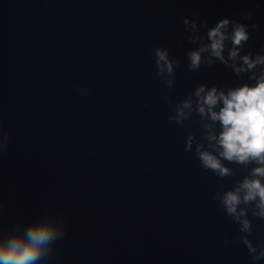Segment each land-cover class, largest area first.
I'll return each mask as SVG.
<instances>
[{
  "label": "clouds",
  "instance_id": "clouds-1",
  "mask_svg": "<svg viewBox=\"0 0 264 264\" xmlns=\"http://www.w3.org/2000/svg\"><path fill=\"white\" fill-rule=\"evenodd\" d=\"M252 14H242L240 20H251ZM240 20L230 17L221 18L215 25L208 29L207 40L210 43L202 44L199 48L187 53L189 71H198L202 62L212 66L213 57L217 58L225 67H231L239 75L255 69L258 65H264V54L257 53L252 59V53L240 57L242 65L237 66L235 61L241 49L250 40L248 28L256 29L258 25H246ZM207 26V20H204ZM183 24L188 25L189 20L185 17ZM232 30L229 33V25ZM196 29V23H192ZM200 37H194L197 39ZM230 40L231 48L228 51V59H225V41ZM208 52L209 56L202 61V53ZM157 76L163 78L165 74L175 76L174 66H179V61L169 58L168 50L162 47L153 49ZM229 60L233 61L229 65ZM249 79L255 83H247L236 88H230L227 93L213 86L206 91L205 85L201 84L194 92L198 98L197 111L199 115L207 117L213 123L218 122L220 132L213 130L212 124H205L208 130L205 139L214 141L211 144L215 151H208L203 144H198L195 149L197 159L201 167L211 171L219 177L231 175V171L224 166L222 160L230 163L257 165L251 170V177H245L234 190L224 193L220 205L225 214L240 225L239 230L250 234L253 230L252 224L245 217V210L239 212L240 204L248 205L256 202L258 211L253 216L264 220V69L259 76L253 73ZM168 88L172 87L171 79L166 81ZM77 91H81L77 87ZM88 89L83 88V95H87ZM219 105L218 110L217 106ZM191 101L184 100L176 105L174 115L168 117L169 121L182 124L187 119L185 109H191ZM0 132H3V139L0 140V152L7 149L10 139V130L5 131L3 121L0 119ZM192 149V138H189L185 145V151ZM215 200V196H213ZM67 232V224L62 214L59 221L39 217L24 221L17 220L10 229L0 227V264H47L52 258L55 246L58 241L63 240ZM242 243L246 246L251 258V264L264 259V240L257 246H253L247 236L241 237ZM228 243L227 239L224 241Z\"/></svg>",
  "mask_w": 264,
  "mask_h": 264
}]
</instances>
